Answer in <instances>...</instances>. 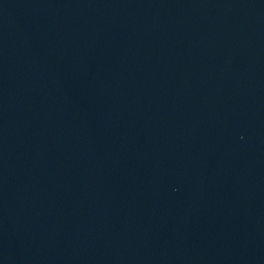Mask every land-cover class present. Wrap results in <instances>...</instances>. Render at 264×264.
<instances>
[{"label": "water", "instance_id": "1", "mask_svg": "<svg viewBox=\"0 0 264 264\" xmlns=\"http://www.w3.org/2000/svg\"><path fill=\"white\" fill-rule=\"evenodd\" d=\"M0 264H264V0H0Z\"/></svg>", "mask_w": 264, "mask_h": 264}]
</instances>
